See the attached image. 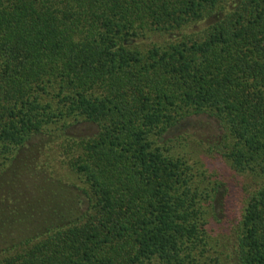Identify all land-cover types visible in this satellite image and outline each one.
<instances>
[{
	"label": "trees",
	"instance_id": "1",
	"mask_svg": "<svg viewBox=\"0 0 264 264\" xmlns=\"http://www.w3.org/2000/svg\"><path fill=\"white\" fill-rule=\"evenodd\" d=\"M152 261L264 264V0H0V264Z\"/></svg>",
	"mask_w": 264,
	"mask_h": 264
},
{
	"label": "rangeland",
	"instance_id": "2",
	"mask_svg": "<svg viewBox=\"0 0 264 264\" xmlns=\"http://www.w3.org/2000/svg\"><path fill=\"white\" fill-rule=\"evenodd\" d=\"M200 25V24H199ZM198 25V27H199ZM93 128H91L90 126H86V127H78L76 128L74 131L77 133H89L92 131ZM187 130H185V133ZM175 133H178L176 131L171 133V136H174ZM208 136L210 137V135L215 134V131H209L207 132ZM184 136V135H183ZM186 143V144H185ZM185 146L183 148H178L182 154H184V156H186V158L193 164L196 165V167L198 168V170H200V175L202 177H204L205 182L208 181H213L215 180V175L217 173H220L218 171H216L214 169V164L212 163L211 160L206 159L205 154H203V152H201V150L197 149L194 144H193V139L189 138L188 140H182L181 144H178L179 147H181V145ZM41 164V162H39ZM223 173H226L225 176L222 175L220 176L223 180H227V182L230 184L231 186V194L228 200H230V202H232L233 206H226L225 208V215L222 216V218H225L226 220L228 219L229 222L232 220H235V217H237V215L239 214V207L241 205H243L245 203V195L247 197L248 192H251L256 186H257V182H259V180L255 179L253 176H247L246 174H236L228 169V170H222ZM9 177L7 178L8 180H10L12 178L13 175L12 172H8ZM24 176V175H23ZM22 176V177H23ZM219 177V175H217ZM219 177V178H220ZM220 178V179H221ZM43 179V176L41 174V176L39 177V181H41ZM221 179V180H222ZM30 180H28L27 183V190L25 192V194H23L24 196L21 197V201L23 203V205H26L27 203L29 204V202H31V198L34 197V194L36 192V185L34 186L33 184L29 183ZM34 182V181H33ZM25 183V184H26ZM30 186V187H28ZM30 199V200H29ZM233 199L236 202V204H233ZM34 200V199H33ZM240 202V203H239ZM228 204V202H227ZM241 204V205H240ZM9 205V204H7ZM240 205V206H239ZM8 207V206H5ZM10 209V208H8ZM26 228L31 229L30 225H27ZM221 227L219 225H214L210 224L208 229L211 235H213L214 237H218L221 233V231H218ZM26 233H30V232H26ZM222 236V235H221ZM147 264H158L156 261H152L150 263Z\"/></svg>",
	"mask_w": 264,
	"mask_h": 264
}]
</instances>
